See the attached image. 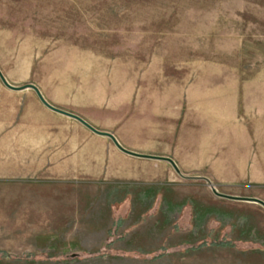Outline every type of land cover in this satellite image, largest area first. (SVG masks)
<instances>
[{"label": "rangeland", "instance_id": "rangeland-1", "mask_svg": "<svg viewBox=\"0 0 264 264\" xmlns=\"http://www.w3.org/2000/svg\"><path fill=\"white\" fill-rule=\"evenodd\" d=\"M263 111L264 0H0V251L66 257L0 264H81L132 196L225 195Z\"/></svg>", "mask_w": 264, "mask_h": 264}, {"label": "crops", "instance_id": "crops-1", "mask_svg": "<svg viewBox=\"0 0 264 264\" xmlns=\"http://www.w3.org/2000/svg\"><path fill=\"white\" fill-rule=\"evenodd\" d=\"M257 134L252 168L248 163V166L245 165L244 159L233 163V156L226 164L223 191L226 197L212 195L208 191L201 195L199 185L179 184L166 188L159 207L149 214L153 207L152 198L149 202H141L132 196L134 208L131 212L122 215L120 211L112 212L110 217L106 215V222L100 224L96 239L90 238L96 242L91 249L95 251H81L92 253L100 250L113 228L118 239L110 247L111 251L128 256L111 254L79 262L264 264V132ZM160 183L169 184L166 181ZM125 194V191L119 190L114 203L117 200L126 201ZM83 228V231L98 232L92 227ZM198 243H207V246L188 252H173L182 246ZM161 250L170 252L155 260L146 258ZM75 257L76 253H73L72 258Z\"/></svg>", "mask_w": 264, "mask_h": 264}, {"label": "trees", "instance_id": "trees-1", "mask_svg": "<svg viewBox=\"0 0 264 264\" xmlns=\"http://www.w3.org/2000/svg\"><path fill=\"white\" fill-rule=\"evenodd\" d=\"M115 228V227H114ZM114 231L112 233H110V239L107 241V243L105 244V246L103 247L102 250L96 252V253H76V259H92V258H101V257H105V256H108V255H111V254H117V255H121V256H128V254H123V253H113L111 250H110V247L114 244V242L116 241V238L115 235H114ZM123 238V237H121ZM204 246H207V243H198V244H195V245H185V246H182L178 249H175L173 252H188L190 250H196V249H199V248H202ZM170 251L168 250H161L151 256H148L146 257L147 259L149 260H155V259H158L162 256H164L165 254L169 253ZM5 258H8L10 259L11 261L13 262H20V261H26V262H35V261H40V260H50V261H61L65 258H62V257H52V256H49V255H35V254H25V255H22V256H17V255H12V254H9L7 252H4V251H0V260H3ZM71 259H73L71 257Z\"/></svg>", "mask_w": 264, "mask_h": 264}, {"label": "water", "instance_id": "water-1", "mask_svg": "<svg viewBox=\"0 0 264 264\" xmlns=\"http://www.w3.org/2000/svg\"><path fill=\"white\" fill-rule=\"evenodd\" d=\"M43 102L45 103V105H47V107H49L50 109H52L53 111H56V112H59V113H61V114H65V115H68V116H72V115H70V114H67V113H65V112H63V111H60V110H58V109H56V108H54V107H52V106H50L49 104H47L44 100H43ZM76 119H79L78 117H75ZM81 122H83L85 125H87L89 128H91L88 124H86L84 121H82L81 119H79ZM92 129V128H91ZM93 131H95L97 134H99V135H102V136H108V137H110L111 139H113V140H115V138L112 136V135H110V134H106V133H101V132H98V131H96V130H94V129H92ZM118 145V144H117ZM118 147L124 152V153H126V154H128V155H131V156H134V157H138V158H146L145 156H143V155H139V154H136V153H133V152H131V151H128V150H126V149H124V148H122L121 146H119L118 145ZM155 159H157V158H155ZM173 166H174V168L178 171V169H177V167H176V165L172 162V161H169ZM213 191H214V193L216 194V195H218V196H220V197H226L225 195H221V194H219L215 189H213Z\"/></svg>", "mask_w": 264, "mask_h": 264}]
</instances>
